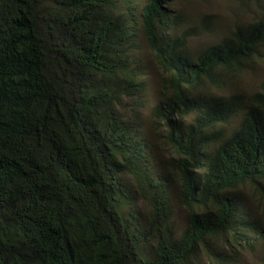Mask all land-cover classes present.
<instances>
[{"label": "trees", "instance_id": "16d2710c", "mask_svg": "<svg viewBox=\"0 0 264 264\" xmlns=\"http://www.w3.org/2000/svg\"><path fill=\"white\" fill-rule=\"evenodd\" d=\"M174 1L0 0V264H191L199 251L230 263L220 239L261 234L240 192L264 204V80L223 90L264 61V0L194 51L210 25L186 26ZM142 47L164 76L152 117L166 166L142 133Z\"/></svg>", "mask_w": 264, "mask_h": 264}, {"label": "rangeland", "instance_id": "374dc122", "mask_svg": "<svg viewBox=\"0 0 264 264\" xmlns=\"http://www.w3.org/2000/svg\"><path fill=\"white\" fill-rule=\"evenodd\" d=\"M173 8L183 12L189 19L186 26H198L203 22L209 24L206 32L193 37L189 41V48L196 50L205 47L211 43L219 41L222 36L227 35L237 24L247 23L252 20V17L263 10L255 0H249L244 3L243 0H175ZM203 21V22H202ZM142 61L145 66V74L143 78L147 83V92L145 94V103L140 108L141 118L143 119L142 133L147 136L151 142L154 153V160L160 166L165 165V162L171 159L174 154L170 146L166 143L163 137L162 125H156L152 117L153 107L160 101L162 96L163 73L157 66L154 57L147 47H142ZM264 80V61H257L251 69L246 73L239 75L236 79L227 86L223 92L228 94L232 92L252 93L260 88ZM220 93V92H217ZM133 108V107H129ZM128 114L132 117L133 111L127 109ZM126 182L131 189L134 185L129 176H126ZM178 182L176 178L173 181L174 187V216L173 221L175 230L179 233L187 225V211L181 206L176 195ZM244 202L246 213L249 212L252 219L250 227H254V223H258V228L261 230L253 233L251 236L250 245H242L237 248L228 249L224 246V242L220 239L217 246L218 251L223 254H233V260L230 263L216 261L213 256L199 251L192 258L191 264H264V204L260 201L259 195L250 187H245L240 192ZM136 210H140L144 215V204L137 193L133 196Z\"/></svg>", "mask_w": 264, "mask_h": 264}]
</instances>
